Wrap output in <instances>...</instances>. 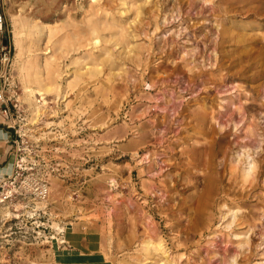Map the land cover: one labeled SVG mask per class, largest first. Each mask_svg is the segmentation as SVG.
I'll return each mask as SVG.
<instances>
[{
	"label": "rangeland",
	"instance_id": "374dc122",
	"mask_svg": "<svg viewBox=\"0 0 264 264\" xmlns=\"http://www.w3.org/2000/svg\"><path fill=\"white\" fill-rule=\"evenodd\" d=\"M211 1L0 0V264H264V0Z\"/></svg>",
	"mask_w": 264,
	"mask_h": 264
},
{
	"label": "crops",
	"instance_id": "0c3cea01",
	"mask_svg": "<svg viewBox=\"0 0 264 264\" xmlns=\"http://www.w3.org/2000/svg\"><path fill=\"white\" fill-rule=\"evenodd\" d=\"M2 74L0 73V91L3 86ZM0 100V181L10 177L14 171L16 147L14 139L17 137L16 128L10 123L3 111Z\"/></svg>",
	"mask_w": 264,
	"mask_h": 264
},
{
	"label": "bare ground",
	"instance_id": "6f19581e",
	"mask_svg": "<svg viewBox=\"0 0 264 264\" xmlns=\"http://www.w3.org/2000/svg\"><path fill=\"white\" fill-rule=\"evenodd\" d=\"M211 1V0H209ZM212 2V1H211ZM2 27V24H0V28ZM16 42V41H15ZM18 55H19V52H18ZM51 57H48V58H44V61L42 62V67L45 68L46 70L50 68V65H51ZM22 58V57H21ZM18 61V60H17ZM8 64V63H7ZM26 70L27 68H25V66L21 67V70ZM25 80V79H24ZM28 82V81H27ZM25 91H26V94L30 97L31 101H34V104H36V106H38V101L36 102V96L34 95L33 91L30 89V87L28 86H25ZM249 159V158H248ZM248 163L246 164V166H244L242 168V177H243V182L244 183H247L249 182V184L252 185V181L255 180V174H256V177H259L260 175H262L264 173V163L263 164H259L255 161V160H251V161H247ZM238 164V163H237ZM254 175V176H253ZM244 187V186H242ZM246 188V187H245ZM243 189V188H242ZM5 202V197H4V194L0 193V205L4 204ZM232 210V209H231ZM256 220V219H254ZM254 223V222H253ZM251 223V224H253ZM254 226H255V223H254ZM249 228L247 229V231L245 233L248 232V230L250 229L251 225L248 226ZM244 233V232H243ZM152 243V240H150ZM149 243V242H148ZM161 244V243H160ZM159 244V245H160ZM156 245V244H155ZM154 245V246H155ZM158 245V246H159ZM162 246V245H161ZM160 250V249H159ZM161 254L163 255L164 258H167L168 259V254H166V251L165 250H161ZM173 264H176V263H173Z\"/></svg>",
	"mask_w": 264,
	"mask_h": 264
},
{
	"label": "built area",
	"instance_id": "2783aa9c",
	"mask_svg": "<svg viewBox=\"0 0 264 264\" xmlns=\"http://www.w3.org/2000/svg\"><path fill=\"white\" fill-rule=\"evenodd\" d=\"M0 24L3 25V14H0ZM2 79H3V86L0 91V100L2 101V104H3L2 111L4 115L8 119H10V117L13 114L12 113L13 107L15 106L13 102V95H12L13 86L11 84V76L6 73L4 76H2ZM16 133H17V137L14 139L15 147L19 144L18 131Z\"/></svg>",
	"mask_w": 264,
	"mask_h": 264
},
{
	"label": "water",
	"instance_id": "95a60500",
	"mask_svg": "<svg viewBox=\"0 0 264 264\" xmlns=\"http://www.w3.org/2000/svg\"><path fill=\"white\" fill-rule=\"evenodd\" d=\"M5 36H7V34H5ZM8 43V38H4V44H7Z\"/></svg>",
	"mask_w": 264,
	"mask_h": 264
}]
</instances>
